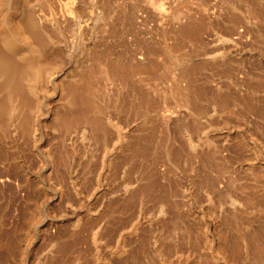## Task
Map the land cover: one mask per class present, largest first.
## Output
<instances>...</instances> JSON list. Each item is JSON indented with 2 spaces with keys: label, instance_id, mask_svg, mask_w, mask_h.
<instances>
[{
  "label": "rangeland",
  "instance_id": "obj_1",
  "mask_svg": "<svg viewBox=\"0 0 264 264\" xmlns=\"http://www.w3.org/2000/svg\"><path fill=\"white\" fill-rule=\"evenodd\" d=\"M151 2L12 55L0 264H264V0Z\"/></svg>",
  "mask_w": 264,
  "mask_h": 264
},
{
  "label": "bare ground",
  "instance_id": "obj_2",
  "mask_svg": "<svg viewBox=\"0 0 264 264\" xmlns=\"http://www.w3.org/2000/svg\"><path fill=\"white\" fill-rule=\"evenodd\" d=\"M116 1L106 0V4ZM147 1L149 5H153L151 0ZM96 2L98 3V0H68L66 3L62 0H0V44L3 48V51H0V78L10 89L11 101H19L24 107L27 104L14 85L16 67L12 64V55L22 54L23 48L27 46V56L35 58L36 61L44 59L47 56L45 41L46 38L49 39L45 31L53 29L60 33L61 29L74 27L82 30L92 22V19L84 21V7L87 9L88 4L91 6ZM131 2L132 6L136 7L138 0ZM98 14L103 20L102 13ZM102 22L112 26L124 24L112 17ZM58 61L56 57L46 58L39 62L37 67L30 68L29 72L35 78H40L43 72L56 68Z\"/></svg>",
  "mask_w": 264,
  "mask_h": 264
}]
</instances>
